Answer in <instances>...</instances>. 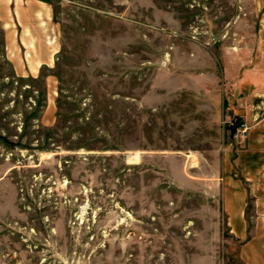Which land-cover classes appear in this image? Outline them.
<instances>
[{
  "label": "rangeland",
  "instance_id": "1",
  "mask_svg": "<svg viewBox=\"0 0 264 264\" xmlns=\"http://www.w3.org/2000/svg\"><path fill=\"white\" fill-rule=\"evenodd\" d=\"M41 1L55 69L0 65V264H242L221 178L264 0Z\"/></svg>",
  "mask_w": 264,
  "mask_h": 264
},
{
  "label": "crops",
  "instance_id": "2",
  "mask_svg": "<svg viewBox=\"0 0 264 264\" xmlns=\"http://www.w3.org/2000/svg\"><path fill=\"white\" fill-rule=\"evenodd\" d=\"M259 50L264 55V39ZM59 51L58 23L51 3L0 0V65L7 64L14 78L38 79L44 69L54 70ZM256 70L264 71V65L258 63ZM256 79V84L236 86L251 100V107L239 113L252 128L238 155L225 160L221 178L226 226L240 243L242 264H264V75ZM47 80L50 87L55 85L54 75Z\"/></svg>",
  "mask_w": 264,
  "mask_h": 264
},
{
  "label": "built area",
  "instance_id": "3",
  "mask_svg": "<svg viewBox=\"0 0 264 264\" xmlns=\"http://www.w3.org/2000/svg\"><path fill=\"white\" fill-rule=\"evenodd\" d=\"M234 122H237V120H234ZM234 125V124H233ZM236 138L244 141L248 138L249 135V125L247 122H244L241 124V126L235 130Z\"/></svg>",
  "mask_w": 264,
  "mask_h": 264
},
{
  "label": "trees",
  "instance_id": "4",
  "mask_svg": "<svg viewBox=\"0 0 264 264\" xmlns=\"http://www.w3.org/2000/svg\"><path fill=\"white\" fill-rule=\"evenodd\" d=\"M235 128H236V127H235ZM235 128H234V127L232 128V132H233V133H235Z\"/></svg>",
  "mask_w": 264,
  "mask_h": 264
}]
</instances>
